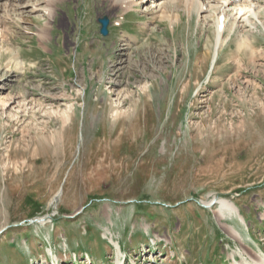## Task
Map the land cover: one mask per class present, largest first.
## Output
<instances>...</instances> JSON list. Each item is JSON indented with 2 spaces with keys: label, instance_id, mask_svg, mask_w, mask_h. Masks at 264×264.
Returning a JSON list of instances; mask_svg holds the SVG:
<instances>
[{
  "label": "rangeland",
  "instance_id": "obj_1",
  "mask_svg": "<svg viewBox=\"0 0 264 264\" xmlns=\"http://www.w3.org/2000/svg\"><path fill=\"white\" fill-rule=\"evenodd\" d=\"M152 2L137 10L128 0H62L43 35L46 17L32 7L24 21L15 13L3 22L0 99L29 105L26 114L18 104L0 108V264H47L51 249L62 264H83L86 252L89 264H112L118 243L133 264L262 256L264 0L254 1L260 20L236 25L230 11L203 13L197 0ZM220 14L228 30L218 51ZM105 16L107 37L98 23ZM241 38L254 47L238 49ZM120 99L131 112L120 122L118 133L131 132L121 154L114 139L94 143L98 130L115 126L104 124L110 110H99ZM142 99L153 126L139 145ZM62 111L73 125L55 114ZM216 199L232 202L244 221L221 219L209 206Z\"/></svg>",
  "mask_w": 264,
  "mask_h": 264
},
{
  "label": "bare ground",
  "instance_id": "obj_2",
  "mask_svg": "<svg viewBox=\"0 0 264 264\" xmlns=\"http://www.w3.org/2000/svg\"><path fill=\"white\" fill-rule=\"evenodd\" d=\"M61 1L62 0H0V40L4 36L3 30L1 28L2 25H3V22L4 21H8V20L10 21L13 18V15L15 13L17 14V16L19 15V17H18L19 18V20H18L19 22L24 21L23 18L21 17V15L28 13V12H25V9H28L29 7H32L30 13H37V12H43L44 13V15L46 17V23L44 25H42L43 26L42 35L45 34V31L51 29V22H54V19H55V16H56V13L54 12L53 6L55 7L56 4L60 3ZM128 1H131L132 4L133 3L136 4L137 5V10H138V8L140 7L141 3L142 2H145V1H148V0H140V1L139 0H128ZM151 1H153L152 3L154 4V3H156L155 1H159V0H151ZM197 1H198V4L200 5L199 10H201V12H203V13L208 12V9H213L214 10V8H215L216 11L219 9L218 10V13H219V11H220L221 8H224V9L230 11L234 25L239 24L241 22H244L243 19H246L247 16H248V18H249V16H253L254 19L257 18L258 20H260L259 19V16H258V11L257 10H260L261 8H263V7H259L257 5V3H255L256 0H197ZM29 2H33V4L30 5ZM157 3H159V2H157ZM191 3H192V1H191ZM212 3H216V4H212ZM193 4H194V2H193ZM7 5L10 8L5 9ZM216 11L214 13H216ZM162 17H163V15H162ZM224 22L225 21H223V19L221 18V14H220V17L218 18L217 25H216L217 26V37H216L217 38V43H216V48L217 49L218 48L222 49L225 41H227V38H226V40L224 39V33L226 32V30H228L227 29L228 26ZM259 24L262 27H264V22H262L261 20H260ZM233 31H234V28L230 29L229 30V33L231 34ZM244 38H247V37H244ZM244 38H241L239 40L238 49H239V47H243V49H244V45L246 46L245 49H248V50L249 49H252V47H254V46H252V44L249 43L250 41H248V40H246ZM218 51H219V49H218ZM250 51L252 53V50H250ZM4 55H5V53H4ZM218 57H219V54L216 52L215 53V57L213 59V65H214V63H216ZM17 63L20 64V68L23 69L22 63H20L18 61H17ZM114 86H116V84ZM145 89H147V88H144L142 91H144ZM0 93H1V91H0ZM19 98L20 97H18V100H17V98L13 96V98H11V99L8 98V100L7 99L6 100L5 99H0V108H3L5 110H7V109H11L15 105L17 106V104H18V106L16 108L19 109V111L21 112V114L27 112V106L29 105V104H26V101L27 100L25 98H24L25 100H19ZM111 98H112V96L109 97V100ZM126 98H128V97H126ZM21 99H22V97H21ZM127 100L125 102H127ZM119 101L120 102L117 103V104H115V105L114 104H111L110 106H108V105L106 107L103 106L99 110V112L104 113V115L109 114L108 113V110H110V114L108 115L109 117L106 116V120L103 119L104 120V124L107 123V122H109V125H111V124L114 123L115 126H114V128L111 131H109L107 129H106V131L105 130L103 131L101 129L98 130L96 132V134H95L96 135V138H95L96 140H95L94 143L96 144V142L99 141V138H101L103 136H105L107 142H110V141H112L114 139V143L116 145L114 143H112V144H114V146H116V147L121 146V150L117 152V153L121 154L122 153V150L124 148V144L128 143L129 142V139L131 138L130 137L131 136V132L129 130L121 129L122 132L121 133H118L120 131V122L123 121L122 118L126 114L131 115V112L128 113V112L124 111V108L125 107H124L123 104L125 102H121V99ZM147 102H148L147 100L142 99L140 104H136L135 105V107H136L135 108L136 109L135 112L138 115V118H137L136 121L138 123H139L140 114L141 115H142V113H145L146 114V117H145L144 122H143V119H141V122H143L144 127L142 128L141 134L138 137L135 138V139H137L136 144H139L140 143L142 145L143 142L148 139L149 131L152 129L150 127L153 126V125L152 126L150 125V121L151 120H149L150 103H147ZM34 104L36 105L35 106L36 108L31 107L32 110H35L37 108L41 110V108H43V105H44L43 103L42 104L41 103H39V104L34 103ZM91 105H92V103L90 104V106ZM91 107H93V105ZM95 107L97 108L96 104H95ZM55 114L60 117V120L63 122L64 125H69V124L73 125L74 120H73L72 115L70 114V111H66V112H64V111H62V112H55ZM16 115L18 117V114H16ZM110 115H111V117H110ZM13 116L15 117V115H13ZM11 117H12V115H11ZM101 123H100V125H101ZM122 124H123V122H122ZM101 126L103 127V125H101ZM121 128H123V127H121ZM140 131H141V129H140ZM138 140H139V143H138ZM113 151H114V149H113ZM60 198H61V192H59L55 196V198L53 200L54 203H57ZM214 205H218L219 206V208H220L219 216H220L221 219L224 218V219H230V220H232L233 217L236 216V217H239V219L242 220V222L244 221V218L240 214L239 209L232 202H230V201H228L226 199H216L214 201V203L212 202L209 206L211 207V206H214ZM47 222H48V220L47 219H44L43 221L41 220L40 223L42 225H45L46 226ZM231 229H232V232L234 233V235L237 234L238 236H240V234L234 228L231 227ZM106 237H109L110 238V236H108V235H106ZM111 240L114 241V239H111ZM241 244L243 246H245V244H243V243H241ZM118 246H119V244H118ZM51 251L52 250H49V254L52 255V257L54 258L55 255ZM120 251L121 250L118 249V252H120ZM245 253L246 254H244V257H246V258L242 262H240V263L237 262L235 256H230L231 254L229 255L230 256L229 258L230 259L233 258L235 260L233 263H238V264H249V263H251V264L252 263L253 264H264V256L263 257L260 256L259 254H257L253 250L251 252H245ZM262 253L264 255V250L262 251ZM46 262H48V261H46ZM119 263H122V262H119Z\"/></svg>",
  "mask_w": 264,
  "mask_h": 264
},
{
  "label": "water",
  "instance_id": "obj_3",
  "mask_svg": "<svg viewBox=\"0 0 264 264\" xmlns=\"http://www.w3.org/2000/svg\"><path fill=\"white\" fill-rule=\"evenodd\" d=\"M99 23L102 25L101 34L103 36H107L108 35V25L110 23L109 18L104 17L102 19H99Z\"/></svg>",
  "mask_w": 264,
  "mask_h": 264
}]
</instances>
